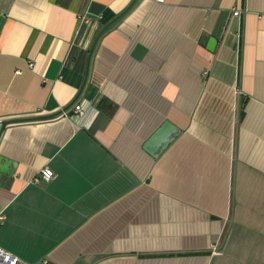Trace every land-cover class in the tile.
<instances>
[{"label": "crops", "instance_id": "0c3cea01", "mask_svg": "<svg viewBox=\"0 0 264 264\" xmlns=\"http://www.w3.org/2000/svg\"><path fill=\"white\" fill-rule=\"evenodd\" d=\"M0 215L31 264H264V0H0Z\"/></svg>", "mask_w": 264, "mask_h": 264}, {"label": "built area", "instance_id": "2783aa9c", "mask_svg": "<svg viewBox=\"0 0 264 264\" xmlns=\"http://www.w3.org/2000/svg\"><path fill=\"white\" fill-rule=\"evenodd\" d=\"M242 13L240 10H235L234 15L239 16ZM85 105L83 103H78L74 107V114H79L84 112ZM55 172L50 167H45L40 172V176L36 178V181L39 182L40 179L47 181L52 180L55 177ZM5 220L4 215H0V222ZM0 264H31L23 261L19 257L15 256L11 252L0 247ZM40 264H50L47 260Z\"/></svg>", "mask_w": 264, "mask_h": 264}, {"label": "water", "instance_id": "95a60500", "mask_svg": "<svg viewBox=\"0 0 264 264\" xmlns=\"http://www.w3.org/2000/svg\"><path fill=\"white\" fill-rule=\"evenodd\" d=\"M161 134H164L163 130H161L160 132H158L157 135L154 136V138H153L152 141H154L158 137H163L164 136V135L162 136ZM147 149L148 150L150 149V151H151V149H153V148H151V146H149ZM3 172H5L6 174H9V176L13 175L12 173H14L13 170H11V171L4 170Z\"/></svg>", "mask_w": 264, "mask_h": 264}]
</instances>
